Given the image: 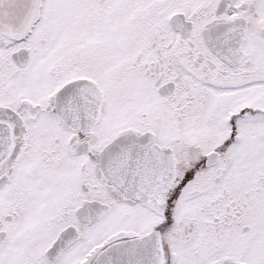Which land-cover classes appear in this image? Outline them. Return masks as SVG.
Returning a JSON list of instances; mask_svg holds the SVG:
<instances>
[{
	"label": "snow or ice",
	"instance_id": "1",
	"mask_svg": "<svg viewBox=\"0 0 264 264\" xmlns=\"http://www.w3.org/2000/svg\"><path fill=\"white\" fill-rule=\"evenodd\" d=\"M0 264H264V0H0Z\"/></svg>",
	"mask_w": 264,
	"mask_h": 264
}]
</instances>
